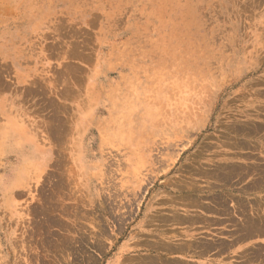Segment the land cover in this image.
<instances>
[{
    "label": "rangeland",
    "instance_id": "rangeland-1",
    "mask_svg": "<svg viewBox=\"0 0 264 264\" xmlns=\"http://www.w3.org/2000/svg\"><path fill=\"white\" fill-rule=\"evenodd\" d=\"M205 214L225 225L213 240L164 232ZM258 238L264 0H0V264L138 247L135 264H164Z\"/></svg>",
    "mask_w": 264,
    "mask_h": 264
},
{
    "label": "crops",
    "instance_id": "crops-1",
    "mask_svg": "<svg viewBox=\"0 0 264 264\" xmlns=\"http://www.w3.org/2000/svg\"><path fill=\"white\" fill-rule=\"evenodd\" d=\"M206 220L208 221L211 219V223H207L205 225H202V227L198 228H181L179 226H174L171 228L164 227V232H167L168 229H174L175 235L178 236V238L172 239L176 242L185 241L187 239H182L185 234L192 233V237L194 239H199L202 241L203 239L206 240H213L214 234L221 232L225 225L219 226L214 224V218L218 217L215 216V214H205ZM225 216H220V218H224ZM219 218V217H218ZM225 234V232H224ZM167 236H170V234H167ZM183 236V237H182ZM226 236V235H225ZM223 236V240L227 241V237ZM198 240V241H199ZM240 247L238 248L236 253H232L227 250L222 255L215 256L214 251L205 252L204 254L198 253L197 250H195L196 253H193V251L188 253H169V252H162L160 253V258L164 261V264H203L206 262L207 264H229L228 261L231 260L233 256H238L241 252L246 251L247 249H250L251 247H262L264 246V238H258L253 241V244L243 242L239 244ZM238 245V246H239ZM237 246H235L233 249H235ZM140 249V250H138ZM149 255V251H146V247L144 248H134L131 253H129L126 257L119 258V262L117 264H135L138 259H141L142 257H147ZM143 259V258H142ZM219 259H222V263H219ZM121 260V261H120ZM240 260V259H239ZM241 262V261H240ZM240 264H247L241 262Z\"/></svg>",
    "mask_w": 264,
    "mask_h": 264
},
{
    "label": "bare ground",
    "instance_id": "bare-ground-1",
    "mask_svg": "<svg viewBox=\"0 0 264 264\" xmlns=\"http://www.w3.org/2000/svg\"><path fill=\"white\" fill-rule=\"evenodd\" d=\"M224 212V211H223ZM225 213V212H224ZM223 214V213H222ZM175 217V216H174ZM188 217V216H187ZM189 218V217H188ZM193 218V217H192ZM192 218H190V219H192ZM232 218V217H231ZM231 220V219H230ZM233 220V219H232ZM242 220V219H241ZM193 221V220H192ZM242 222V221H241ZM239 223V222H238ZM235 224V223H234ZM261 228V227H260ZM242 229V228H241ZM253 229V228H252ZM255 229V228H254ZM262 229V228H261ZM256 230H257V228H256ZM260 230V229H259ZM258 230V231H259ZM262 231H263V229H262ZM254 232V231H253ZM263 235V234H262ZM152 244V243H151ZM178 244V243H177ZM154 245V244H153ZM163 245V244H162ZM222 245V244H221ZM171 246H169V248L168 249H171L170 248ZM196 247V246H195ZM227 247V246H226ZM173 248V247H172ZM176 249H179L180 248V245H177L176 247H175ZM174 248V249H175ZM220 248V247H219ZM224 248V247H223ZM180 250H181V248H180ZM221 250V249H220ZM208 251H210V250H208ZM256 251V250H255ZM245 257V256H244ZM256 258V257H255ZM152 260V259H151ZM250 261V260H249ZM146 263V262H145ZM150 264H154L153 263V261L150 263Z\"/></svg>",
    "mask_w": 264,
    "mask_h": 264
}]
</instances>
